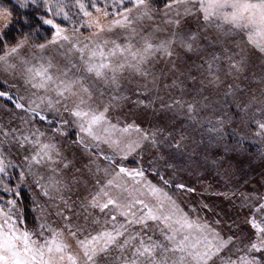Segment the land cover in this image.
Returning <instances> with one entry per match:
<instances>
[{"label": "rangeland", "instance_id": "obj_1", "mask_svg": "<svg viewBox=\"0 0 264 264\" xmlns=\"http://www.w3.org/2000/svg\"><path fill=\"white\" fill-rule=\"evenodd\" d=\"M196 3L189 12H185L183 6L179 10L175 6L157 10L146 3L151 19L148 16L137 19L143 9L133 8L128 15L133 19L131 27L136 29L133 43L137 47L141 46L144 36L155 44L171 38L173 33L183 37L185 43L176 39L170 46L171 55L155 52L140 73L125 69L118 77V86L92 77L85 81L92 90L88 101L90 107L103 109L107 105L111 123L119 127L132 124L148 134L149 139L125 159L106 144L97 146L87 137L83 138L84 143H78V128L70 114L64 111L63 104L57 105L55 111L47 109L46 101L41 104V110L47 109L50 124L15 107L16 102L25 108L32 100L40 103L33 95L36 90L25 83L21 59L35 63L33 57L43 56L51 60L53 72L70 69L69 75L77 74L71 64L83 67L79 54L69 52L71 45L68 42L50 43L53 34L43 21L51 19L56 23V13L49 10L52 15L36 14L41 21L35 22L34 29L22 32L16 28L20 31L16 42L7 47L11 48L21 40L26 42L17 53L9 54L6 62L0 61V84L3 86L0 91L8 93L7 97L0 96V157L6 164V172L0 173V189H4L0 194V207L7 211V201H14L11 196L21 189L30 193L35 216L25 221L20 213L15 214L24 220L19 224L20 228L38 233L40 224L47 223L61 229L71 245L70 251L75 252L76 240L69 235L65 225H71V231L76 232L79 239L112 229L111 207L101 212L99 208L91 207L89 201L106 179L123 166L142 170L145 178L166 192L190 219L207 223L225 241L231 238L220 253L221 258H214V261L220 264L232 259L229 250L235 249L231 242L240 236V225L247 218L246 209H255L253 195L264 192V134L259 128V123L264 122V52L249 44L243 32L229 33L227 26L221 30L216 27V22L206 23L198 10V0ZM1 10L0 15H4ZM91 13L90 18L99 17L105 26L111 20L120 19L118 16L105 19L103 12L95 10ZM1 17L0 30H4L8 18L4 21ZM90 18L82 15L81 20H77L79 31L75 34L74 26L71 28L63 22L56 24L73 40L78 38L83 44L87 42L85 38L96 31L89 29L87 23L82 24ZM130 35L127 28L118 26L100 33L102 38L121 44ZM39 44H44L45 48L38 49L36 45ZM233 63L239 70L231 67ZM79 74L83 75V72ZM65 120L67 123L63 122ZM57 126L63 135L52 131ZM36 130L43 132L41 139L54 144L60 153L55 165L57 173L49 172L47 167L34 166V171L43 175L44 180L55 175L60 182V191H50L49 196L43 195L36 186V177L27 171L24 157L30 154L32 146L25 144L21 148L16 140L25 134L35 139L32 134ZM128 138L135 140L137 134L132 132ZM86 144L90 146L86 147ZM104 155L112 156L113 160L103 159ZM22 169L24 179L20 176ZM177 184L184 187L177 188ZM112 192L115 194L117 189L113 188ZM215 219L218 223L212 222H216ZM122 221L123 217L117 215L115 223ZM161 227L148 221L146 226H129L128 234L139 233L145 240L151 237L166 243ZM139 238L134 243H139ZM122 255L130 258V248L122 253L113 247L111 252L97 256L98 264H122L118 259Z\"/></svg>", "mask_w": 264, "mask_h": 264}, {"label": "snow or ice", "instance_id": "obj_2", "mask_svg": "<svg viewBox=\"0 0 264 264\" xmlns=\"http://www.w3.org/2000/svg\"><path fill=\"white\" fill-rule=\"evenodd\" d=\"M80 11L84 17H92L83 3L77 0ZM124 0H120V7L113 5L111 13L97 6L93 0L92 7L97 13L103 12L105 19L110 16H119L120 19L111 20L107 26L100 23V18H90L87 21L88 28H95L96 31L90 37H86L87 42L81 44L79 39L73 40L64 29L53 22L45 19V24L51 25L56 31L53 32L50 43L58 41L68 42L71 47L69 52L75 51L79 54V60L83 65L82 69L76 64H71L77 69V74L69 75L70 69L53 72L54 65L50 59L43 56L33 57L31 60L21 59L24 65L25 83L36 91L34 96L40 101L29 102L28 107L19 102L15 103L17 109H23L32 117H38L40 121L52 123L48 120L46 110H57L56 106L63 104V109L72 117V122L78 128L77 142L84 143V137L99 144H106L121 159L137 151L144 141L149 139L148 134L139 127L127 124L119 127L111 123L108 119V106L103 109L92 108L88 101L92 97V90L85 83L89 77L103 83H111L118 86V77L125 69H132L137 73L142 71L143 65L155 52L171 55L170 46L180 39L185 43L183 37H177L175 33L168 39L160 40L159 43H152L147 36L141 38V46L137 47L133 43L136 29L131 27L133 19L128 13L133 8L143 9L137 19L148 16L146 0H130L131 8L123 6ZM46 6L51 11V5L45 0ZM24 5L21 4V7ZM181 6L185 12H189L197 6L196 0H168L166 8ZM122 9V10H121ZM198 10L206 23L216 22V27L223 30L227 26L229 33L243 32L249 44L254 45L261 52H264V0H198ZM63 11L61 6H57L56 14ZM10 12H5V17H10ZM65 19H68L65 13ZM7 26V25H6ZM127 28L131 33L125 38V43H118L116 40L102 38L101 32L112 31L114 27ZM79 29L74 28L73 34ZM26 40L18 41L15 46L8 48L5 45L0 61L6 62L9 54L17 53L23 47ZM189 46L190 45H186ZM40 50L45 48L44 44L36 45ZM63 47V45H61ZM232 68L239 70L238 65L233 63ZM211 69V64H209ZM83 72V75L79 74ZM43 93V94H39ZM0 96H8V93L0 91ZM87 97V99H85ZM116 99V97H113ZM47 102V109L41 110V104ZM189 112L192 106L189 105ZM67 123V121H63ZM259 128L264 134V122L259 123ZM53 132L63 135L59 126L52 129ZM132 132L137 134V139L128 137ZM8 136L7 132H4ZM31 139L28 134L16 137L21 148L25 144L32 146L30 154L25 156L28 173L36 177V186L42 190L43 195L49 196L50 191L59 192L60 182L55 175H49L44 180L43 175L34 171L35 167H47L48 171L55 174L58 169L60 153L56 146L41 139L43 132L36 130ZM155 143V140H152ZM86 147L90 145H85ZM103 159L112 161V156L104 155ZM65 166H67L65 164ZM6 172V164L0 157V173ZM21 179H24L25 172L22 169ZM163 180V177H161ZM41 180H44L41 183ZM167 183V181H164ZM177 188L184 185L177 184ZM117 189L113 194L112 189ZM192 191L191 189H188ZM89 204L93 208H99L101 212L105 209L113 210L111 220L114 222L111 230L97 232L95 235L89 234L84 239H79L76 232L71 231V225H65L69 229V235L76 240L77 250L70 251L71 245L65 240L64 232L54 228L47 223L40 224L38 233L26 228L19 227L23 220L16 217L14 201H7V211L0 207V264H98L97 256L101 253L111 252L113 247L118 248L122 253L126 248H130L131 257L122 255L118 259L122 264H215L214 258L218 257L226 245L230 242L221 239L207 223H201L190 219L181 209H179L171 197L161 188L152 184L145 178V174L140 169H127L123 166L118 168L110 179L99 187V191L91 197ZM264 210V204L260 205ZM117 215L123 217V221L115 223ZM65 220L68 217H64ZM148 221L158 223L161 227V234L164 242H159L148 237L147 240L139 233L128 234V227L131 225H147ZM256 232V241L252 242L249 251L260 252L264 250V223H257L255 220L249 221ZM139 238V243H134ZM122 240V242H121ZM222 264H259L255 257L240 256L236 260H223Z\"/></svg>", "mask_w": 264, "mask_h": 264}, {"label": "trees", "instance_id": "obj_3", "mask_svg": "<svg viewBox=\"0 0 264 264\" xmlns=\"http://www.w3.org/2000/svg\"><path fill=\"white\" fill-rule=\"evenodd\" d=\"M80 3H83L86 7V9L89 12H92L95 10V8L92 7L93 0H79ZM98 7L101 9H105L107 6V10L111 13L113 5L115 4L116 7H120V0H95ZM146 3H148L151 8L154 9H160L164 7L168 0H146ZM21 4L24 6L21 7ZM48 5H51V12L56 13L57 12V6H61L63 8V11L60 12L59 15L56 14L54 20L58 24H64L71 25V28L74 26L77 28L78 22L77 20H81L83 13L80 11L77 0H48ZM3 6L6 8L4 9ZM124 7H131L130 0H124L123 3ZM3 8L4 10H1L4 15L1 18L5 21V12H10V17H7V26L4 30H0V53L5 49V45L12 46L11 44H14L17 39V35H19L20 30L22 32H26L29 29H34L35 22L40 23L41 19H37L36 14L46 16V14H51L49 12V7L46 6L45 0H0V8ZM122 10V9H121ZM65 13H67L68 19H65ZM47 15V16H48ZM52 15V14H51ZM113 17V16H110ZM119 17V16H118ZM80 18V19H79ZM45 27V26H44ZM47 29L51 34L55 32V29L51 27V25H46ZM45 27V28H46ZM19 28V29H16ZM42 28V27H41ZM28 29V30H26ZM30 35L32 34L31 31H29ZM0 90H3V86L0 84ZM2 189V190H1ZM0 189V194L4 193V189ZM251 194H254L251 192ZM256 194V193H255ZM254 200L253 207L255 209H246L247 215L246 220L242 221L243 225H240L241 232L240 236L238 237V240H233L231 243L234 245L235 250L231 252V249L228 251L230 254V258L232 260L238 259L240 256H247V257H255L256 260H259V264H264V250L260 252H256L255 250L249 251L250 245L252 242L256 241V232L252 228L249 221L255 220L257 223H264V210L260 208V205L264 204V192L262 194L253 195ZM14 198L15 207L13 208V211L15 214H21L25 221H30L29 219H33L35 214L32 209H34V205L32 202V197L30 193L26 190H19L15 195L11 196ZM251 202V201H250ZM1 205L5 206L4 203ZM216 220V219H215ZM24 222V220H23ZM213 223H218L212 221ZM232 224V223H230ZM233 225V224H232ZM237 232V230L235 229ZM243 238L244 240L240 239ZM243 242V243H242ZM242 243V244H241ZM245 245V246H244ZM225 250V249H224ZM221 254L216 258H221ZM223 259V258H222ZM222 264V262H219Z\"/></svg>", "mask_w": 264, "mask_h": 264}]
</instances>
